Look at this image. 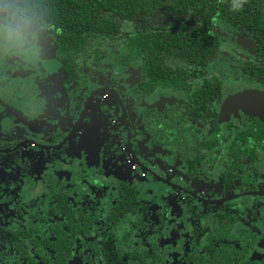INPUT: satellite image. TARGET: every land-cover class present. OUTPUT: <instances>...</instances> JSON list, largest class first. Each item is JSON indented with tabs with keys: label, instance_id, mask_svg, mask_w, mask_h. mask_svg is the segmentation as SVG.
<instances>
[{
	"label": "flooded vegetation",
	"instance_id": "obj_1",
	"mask_svg": "<svg viewBox=\"0 0 264 264\" xmlns=\"http://www.w3.org/2000/svg\"><path fill=\"white\" fill-rule=\"evenodd\" d=\"M203 18L82 36L41 18L33 49L0 31V264H264V32ZM200 29L215 38L202 60ZM139 137L173 165L158 172Z\"/></svg>",
	"mask_w": 264,
	"mask_h": 264
},
{
	"label": "trees",
	"instance_id": "obj_2",
	"mask_svg": "<svg viewBox=\"0 0 264 264\" xmlns=\"http://www.w3.org/2000/svg\"><path fill=\"white\" fill-rule=\"evenodd\" d=\"M33 4L37 19L52 21L64 30L77 32L82 36L92 30L104 32L121 28V22L132 23L139 16H154L158 11L187 14L201 12L208 28L214 22L221 25L264 32V0H243L239 10H233L234 0H29ZM118 21V22H117ZM125 23V22H124ZM105 29V30H104ZM257 30V31H256ZM154 33L145 38L148 41H170L171 45L186 46L187 36ZM205 30L190 35L188 47H200L195 58L202 60L213 51L214 36L206 37ZM183 35V34H182ZM175 39L177 42L175 43ZM154 43H148L153 47ZM158 48V45H157Z\"/></svg>",
	"mask_w": 264,
	"mask_h": 264
},
{
	"label": "clouds",
	"instance_id": "obj_3",
	"mask_svg": "<svg viewBox=\"0 0 264 264\" xmlns=\"http://www.w3.org/2000/svg\"><path fill=\"white\" fill-rule=\"evenodd\" d=\"M243 0H234L233 10H239ZM36 12L29 0H0V31L13 48H35L40 40L35 27Z\"/></svg>",
	"mask_w": 264,
	"mask_h": 264
},
{
	"label": "rangeland",
	"instance_id": "obj_4",
	"mask_svg": "<svg viewBox=\"0 0 264 264\" xmlns=\"http://www.w3.org/2000/svg\"><path fill=\"white\" fill-rule=\"evenodd\" d=\"M108 79V78H107ZM127 80H129V78L127 79ZM106 81V80H105ZM127 83H129V82H127ZM120 85H124L123 83H118V82H115L114 83V87H116L117 89H118V92H119V94L121 95V97H122V99L124 100V101H128V99H130V102L131 103H133L134 104V102H135V100L137 99L136 97H135V95H133L132 94V92H130L128 89L126 90V91H124L121 87H120ZM114 107V106H113ZM135 107H136V104H135ZM129 108V107H128ZM132 110H134V108H132ZM117 111V110H116ZM118 120H119V116H118V114L117 113H115V115H114ZM61 118V117H60ZM71 123H72V119L70 118V117H68V116H64V117H62L61 118V123H60V128H62V129H65L66 127H68L69 125H71ZM84 142V141H83ZM135 142H136V144H137V147H138V151L141 153L142 151V148L143 147H145L146 148V146H147V150H150V152H148V154H150V160H149V163L150 164H152L153 162H154V160L155 161H158V164H155L154 165V167H155V169L158 171V172H160V173H162L164 170H165V168H167L168 166H172L173 165V161L169 158V152L168 151H165V152H162V153H156V152H154V150H155V148L153 147V146H151V144L149 143V142H147V141H145V140H143L142 138H140L139 137V139L137 140V138H135ZM69 145V144H68ZM77 147L75 146V148L73 147V150H76V152L77 153H71V149H70V147H68V148H66V149H63V150H61L60 152H61V154L63 155V158L64 157H69V156H73L74 154H78V151H77V149H76ZM89 151H85V155L87 156H96V154H95V152H93V151H95L96 149H95V147L94 146H89V149H88ZM146 150V149H145ZM35 151H37V152H40V151H38V150H35ZM91 152H93L94 154L93 155H91L90 153ZM65 154V155H64ZM80 154V153H79ZM86 158V157H85ZM123 158H124V156H123ZM117 158H115V160H116ZM66 163L64 162L63 163V165H65ZM123 165H124V167H123V176L126 178V180L127 181H129V178L132 176V174H131V176H128L127 177V175H128V168H129V166L128 165H126L125 163H123ZM180 169L179 168H176L175 169V174L176 173H180ZM134 177L135 178H137V179H140V180H144L145 181V179H143V178H140L137 174H134ZM151 182V184H152V189L154 190L153 192H154V195H156V197H158V193H163V192H168L167 190H166V188L164 187V186H162L159 182H158V184H157V182H154V181H150ZM193 187L194 188H196V189H203L204 187H205V185L202 183V182H200V183H194L193 184ZM156 199V198H155Z\"/></svg>",
	"mask_w": 264,
	"mask_h": 264
},
{
	"label": "water",
	"instance_id": "obj_5",
	"mask_svg": "<svg viewBox=\"0 0 264 264\" xmlns=\"http://www.w3.org/2000/svg\"><path fill=\"white\" fill-rule=\"evenodd\" d=\"M245 98H246V96H244V95H239V96H235V97H233V98H231V101H233L234 103H235V105H236V102H237V104H246L247 105V101L245 100Z\"/></svg>",
	"mask_w": 264,
	"mask_h": 264
}]
</instances>
